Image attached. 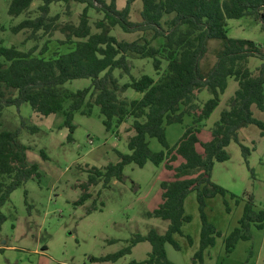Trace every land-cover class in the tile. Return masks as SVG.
<instances>
[{
    "label": "trees",
    "instance_id": "16d2710c",
    "mask_svg": "<svg viewBox=\"0 0 264 264\" xmlns=\"http://www.w3.org/2000/svg\"><path fill=\"white\" fill-rule=\"evenodd\" d=\"M34 1L12 0L9 15L28 14ZM40 1L43 5L39 16L25 19L12 32L30 30L29 39H34L40 31L52 34L60 27L65 39L59 43L70 49L46 59L42 56L49 49V41L39 50L40 57L36 47L26 52L0 44V232L7 219L2 208L13 192L41 178L39 164L29 161L30 147L20 139L23 128L35 134L39 127L22 120V129H2L4 109L29 104L36 115L44 118L60 114L64 117L63 127L69 131L67 139L72 142L75 114L92 116L98 107L106 131L118 137L122 126L132 120L130 153L119 152L118 162L89 169V182L82 186L83 195L75 205H84L91 197L89 188L100 180L104 188L113 181H124L128 165L144 168L148 163L156 167L164 164L170 179L161 183V199L149 216L167 221L169 226L163 234L155 229L145 236L136 234L120 251L93 261H117L131 254L136 245L148 242L152 250L147 259L131 264H172L166 245L180 248L175 235L182 234L183 226L191 221L185 213V201L192 192H197L203 224L201 248L196 255L202 259L203 251L214 244L215 236L221 235L207 219V201L222 196L228 212L231 208L227 198L239 202L237 196L212 181L214 166L230 160L227 149L232 142L239 144L248 160L251 150L240 140L242 128L255 125L264 134V122L255 118L253 111L256 107L264 112V49L254 41L228 37V20L251 17L264 23V0H141L139 22L131 20L132 6L138 0H128L122 10L118 0H75L86 5L77 26H60V16H50L51 4L64 2L69 8L72 0ZM92 9L103 14L96 23L100 30L96 33L90 24ZM115 28L138 37L120 40L111 33ZM210 40L223 41V48L217 53L215 65L204 72L201 62ZM133 57L152 60L158 78L146 74L135 77L130 60ZM252 58L263 61L257 75L249 67ZM124 77L129 80L121 83ZM231 78L238 82V90L207 131L205 121L220 105ZM79 79L91 80L90 86L77 91L65 87ZM128 90L140 94V98L127 97ZM203 90L212 97L200 105L198 97ZM186 117H191V124L185 125ZM176 124L184 126V133L175 146H170L167 127ZM149 139H157L165 151L154 152ZM41 156L48 160L44 151ZM251 223L264 229V210H255L252 197L245 205L240 227L225 239L227 253L233 252L238 241L251 239Z\"/></svg>",
    "mask_w": 264,
    "mask_h": 264
},
{
    "label": "rangeland",
    "instance_id": "374dc122",
    "mask_svg": "<svg viewBox=\"0 0 264 264\" xmlns=\"http://www.w3.org/2000/svg\"><path fill=\"white\" fill-rule=\"evenodd\" d=\"M128 0H118L119 9L126 7ZM12 0H0V44L5 47L16 46L22 51L36 47L39 50L49 41V49L44 58L52 59L69 51L68 45H61L65 39L60 27L52 34L40 31L29 39L31 31L14 34L12 28L25 19L39 16L43 2L32 3L30 12L19 17H12L8 10ZM85 4L72 0L69 8L64 2L50 6V16H60L57 22L79 25ZM142 10L141 0L132 6L131 20L139 22ZM103 14L95 9L90 11V24L94 33L99 32L96 23ZM112 35L120 40L132 41L138 34H129L119 28L111 30ZM228 37L251 40L264 49V23L251 17L240 20H228ZM223 48V41L210 40L208 51L201 62L204 72L209 71L217 61V53ZM264 51V50H263ZM1 60V59H0ZM132 74H143L158 78L152 60L133 57ZM263 65L258 58L250 60L249 67L257 75ZM166 64L164 65V67ZM119 77V71L116 72ZM129 80L121 79V83ZM91 80L79 79L65 85L71 91L89 87ZM238 90V82L231 78L228 88L220 97V105L205 121L206 130L219 120L221 112L228 107L229 100ZM125 95L132 99L140 94L128 90ZM212 95L203 90L199 93L198 103L203 105ZM254 117L264 122V112L254 107ZM39 127V132L32 134L23 128L21 122ZM100 109L95 107L92 116L76 113L72 142L68 141V129L63 127L64 117L60 114L51 117L36 115L29 104L19 108L7 107L3 111L2 129H22L20 139L30 147V161L39 164L41 178L32 179L24 187L11 195L2 208L6 216L0 232V264H131L133 261L147 259L152 250L150 243L136 245L131 254L117 261L97 262L93 258H102L120 251L136 234L147 235L155 229L160 234L166 232L169 222L150 217L161 199V183L169 180L165 165L156 167L148 163L144 168L128 165L124 169L125 179L113 181L109 188L103 187L100 180L89 188L91 197L84 205L76 206L83 195L82 186L89 182V169L104 168L109 163L119 161V152L128 154L130 120L119 130V137L114 132H107L103 124ZM191 117H186L185 125L191 124ZM184 133V126L176 124L167 127V140L175 146ZM205 137H207V134ZM239 137L243 145L250 148V156L245 160L242 149L236 142L228 147L230 160L217 162L214 166L212 181L238 197L227 198L231 212L227 211L222 196L209 199L205 213L209 223L214 225L220 236H215L212 246L203 251L202 259L196 255L201 248L202 218L197 199V192L188 195L185 201V213L191 218L182 228V234L175 235L180 248L166 245V252L172 264H264V229L251 223V239L240 240L231 253H227L225 239L240 227L245 212V205L253 198L255 210H264V134L255 125L242 128ZM154 152L165 151L157 139H149ZM44 151L48 160L41 156ZM27 193V197L25 195ZM190 239L192 241H190Z\"/></svg>",
    "mask_w": 264,
    "mask_h": 264
},
{
    "label": "crops",
    "instance_id": "0c3cea01",
    "mask_svg": "<svg viewBox=\"0 0 264 264\" xmlns=\"http://www.w3.org/2000/svg\"><path fill=\"white\" fill-rule=\"evenodd\" d=\"M28 158H29V161H30V156H29V152H28ZM31 162V161H30ZM31 163H34V162H31ZM38 163V162H37Z\"/></svg>",
    "mask_w": 264,
    "mask_h": 264
}]
</instances>
